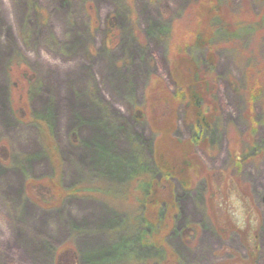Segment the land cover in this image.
I'll return each mask as SVG.
<instances>
[{"label": "rangeland", "instance_id": "374dc122", "mask_svg": "<svg viewBox=\"0 0 264 264\" xmlns=\"http://www.w3.org/2000/svg\"><path fill=\"white\" fill-rule=\"evenodd\" d=\"M194 1L0 0V264H165L167 252L174 264H264V86L253 105L245 93L264 20L233 42L216 35L217 106L199 129L167 96L171 27ZM222 1L246 17L264 8ZM14 68L31 118L13 109ZM173 111L174 138L203 133L185 182L161 181L155 160L151 115ZM141 180L166 201L146 206ZM157 208L165 228L147 242Z\"/></svg>", "mask_w": 264, "mask_h": 264}, {"label": "trees", "instance_id": "16d2710c", "mask_svg": "<svg viewBox=\"0 0 264 264\" xmlns=\"http://www.w3.org/2000/svg\"><path fill=\"white\" fill-rule=\"evenodd\" d=\"M261 19L264 20V8L260 14L246 17L244 13L227 12L222 0H196L189 4L184 16L176 19L171 27L168 58L175 87L171 93L167 91V96L170 98L168 101L173 102V110H175L174 104L180 102L186 106V116L193 121L195 127L199 129L211 128L212 120L215 117L214 112L211 113V111L217 106L212 91V88L216 85L215 75L212 71L216 59V35L233 42L238 37L239 31L244 27L251 26L250 24L254 25L256 29H260V23L263 21ZM201 52L206 55L208 68H204L197 58ZM249 67L245 93L248 101L253 105L252 103L260 95L264 86V59L250 64ZM15 70L14 68V74ZM15 75L17 76H14L11 87L13 109L21 119L31 118L33 115L31 112L27 116L31 107H28V111L26 109V106L30 103L28 79L26 75ZM155 88L154 85L148 87V94L155 92ZM151 116H154L152 117L154 119L152 127L156 132L154 141L155 160L161 170L163 177L161 181L167 182L171 176H177L182 182H185L188 169L193 168L192 163L189 165L185 162L188 159L189 144L192 140L199 139L203 133H195L193 138L180 141L171 135V130H173L175 124L174 111L171 112L170 116L166 114L164 116L152 114ZM47 135L48 146L52 150L56 149L52 135L50 133ZM255 145V142H252L250 148H256ZM193 169L195 170V167ZM49 179L50 183L56 184L53 179ZM145 185L149 186L150 183L141 180V182L135 184V189L142 193L147 190L146 198L143 199L146 206L150 204L156 208L157 205L166 201L163 196H160L161 188L151 190L149 186L148 189H145ZM140 186H143V189ZM56 190L60 194L63 192L58 186ZM160 217L158 208L156 212L152 209L148 214L147 218H151L150 223L155 226L153 232L146 237L145 241H160L161 233L165 228L163 222V225L160 223L162 221ZM167 253L168 260L167 258L164 259L165 264L170 259V262H172L176 258L173 253ZM254 254H251L252 257ZM174 263L172 262V264Z\"/></svg>", "mask_w": 264, "mask_h": 264}, {"label": "water", "instance_id": "95a60500", "mask_svg": "<svg viewBox=\"0 0 264 264\" xmlns=\"http://www.w3.org/2000/svg\"><path fill=\"white\" fill-rule=\"evenodd\" d=\"M262 199H263V201H264V193H263Z\"/></svg>", "mask_w": 264, "mask_h": 264}, {"label": "flooded vegetation", "instance_id": "af4514ba", "mask_svg": "<svg viewBox=\"0 0 264 264\" xmlns=\"http://www.w3.org/2000/svg\"><path fill=\"white\" fill-rule=\"evenodd\" d=\"M263 200V199H262Z\"/></svg>", "mask_w": 264, "mask_h": 264}]
</instances>
